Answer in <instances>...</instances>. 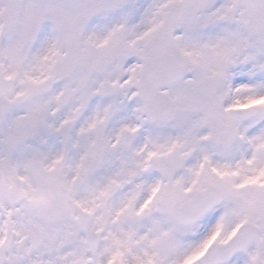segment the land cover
<instances>
[{
  "label": "snow or ice",
  "instance_id": "obj_1",
  "mask_svg": "<svg viewBox=\"0 0 264 264\" xmlns=\"http://www.w3.org/2000/svg\"><path fill=\"white\" fill-rule=\"evenodd\" d=\"M0 264H264V0H0Z\"/></svg>",
  "mask_w": 264,
  "mask_h": 264
}]
</instances>
